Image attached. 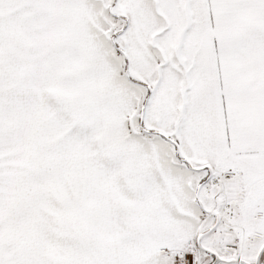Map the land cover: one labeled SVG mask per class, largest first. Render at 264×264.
<instances>
[{
  "label": "snow or ice",
  "instance_id": "6c2138e0",
  "mask_svg": "<svg viewBox=\"0 0 264 264\" xmlns=\"http://www.w3.org/2000/svg\"><path fill=\"white\" fill-rule=\"evenodd\" d=\"M0 264H264V0H0Z\"/></svg>",
  "mask_w": 264,
  "mask_h": 264
}]
</instances>
